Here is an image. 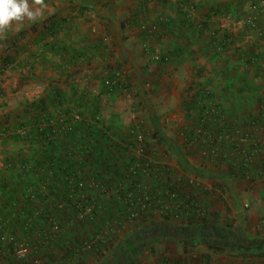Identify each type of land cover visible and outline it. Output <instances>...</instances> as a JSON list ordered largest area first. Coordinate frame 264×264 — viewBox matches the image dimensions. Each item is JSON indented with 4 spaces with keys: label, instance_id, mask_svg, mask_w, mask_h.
<instances>
[{
    "label": "rangeland",
    "instance_id": "374dc122",
    "mask_svg": "<svg viewBox=\"0 0 264 264\" xmlns=\"http://www.w3.org/2000/svg\"><path fill=\"white\" fill-rule=\"evenodd\" d=\"M185 2L97 0L79 7L68 0H44L47 7L35 20L13 23L0 34V167L5 159H12L20 152H30L15 135L30 128L43 108L50 113H65L84 107L85 110L80 111L85 121L94 123L99 118L101 125L105 122L112 128L109 137L99 145L106 159L96 161L88 156L82 167L84 172L97 171L103 179H109L111 174L105 171L106 163L115 164L120 160L126 165L140 155L134 149H142L144 144L136 146L134 143L130 150L125 147L135 133H140L144 135L145 150L151 154L143 156L161 169L157 174L149 171L150 186L158 188L157 192L166 199L167 191L162 185L164 177L168 179L171 171L172 179L177 182L172 181V184L178 185L181 194L189 193L206 215L216 214L213 219L216 223L205 229L194 223L186 225L181 218L175 220L176 223L163 222L158 210H152L154 218L149 217L150 212L146 213L144 225L142 219L125 218L121 223L111 220L107 229L103 225L104 214L97 213L89 221L82 218L80 210L69 222H66L67 217L60 221L62 227L57 235L62 241L49 247L43 256L34 252L37 249L34 244L36 231L25 237L14 222L18 225L15 226L17 243H25L30 249V255L25 259L28 262L36 257L40 264H101L99 261L103 257L93 249L91 252L82 249L81 257L66 258V249L70 247L67 241L79 242L80 246L93 242L101 232L109 236V243L102 245L107 251L105 256H109L104 258L105 264H264V174L259 179L255 173L251 180L220 174L224 163L208 159L202 145H186V141H182V136L190 140L189 136L200 126L199 112L203 102L210 104L197 100L195 92L201 86L208 91L210 101L221 108L220 126L243 131L249 127L246 125L248 117L258 114L257 97L264 93V13L258 14L255 24L246 28L243 18L235 20L234 17L255 14L253 0H244L242 4L237 0ZM181 3L184 5L180 7ZM212 5L223 10L214 14ZM226 5L230 7L228 10ZM191 7L195 10L192 18L188 17ZM226 11L233 14L232 17ZM135 13L144 20L131 25L128 19ZM54 17H68L69 20L60 24V29L52 35L44 29L47 21ZM155 17H161L165 26L157 28L155 37H143L140 24L149 27ZM104 24L108 26L107 35L102 34ZM40 28L43 41L36 43ZM226 29L233 36L227 47L220 49L216 43ZM102 36H106L104 42L111 37L105 50ZM136 39L140 40L134 43ZM56 40H63L66 57L75 50L83 54L85 63L75 65L65 74L55 72L52 66L62 57L52 49ZM146 46L158 56L167 55L168 62L161 66L155 60L150 61L152 54L145 55L142 51ZM250 49L259 55L258 64L246 65L245 58H239V53L248 56ZM40 53L44 62L39 60ZM29 67L34 69L32 75L28 73ZM87 71L97 75L96 82L91 86L74 87L79 86L77 77L87 75ZM112 71L121 73L122 78L116 82L119 87L110 91L104 81ZM101 72L108 73L99 77ZM70 80H76V83H70ZM179 154H184V159H180ZM195 168L201 172L197 173ZM222 174L230 177L227 182L222 181ZM139 175L147 177L142 172ZM189 178L196 179L199 186L187 185ZM31 184V181L28 186L21 184L18 193L29 188L35 191L36 184ZM35 198L31 213L36 211V203L42 207ZM2 199L5 194L0 191V203ZM50 199H44V204L49 207ZM70 222L75 227L74 237L67 234L68 228L64 226ZM217 227L220 230L215 232ZM43 228L46 235H53L45 221ZM3 237L5 243L10 241L6 233ZM127 246L132 252L121 255ZM7 259V255L0 252V264H8Z\"/></svg>",
    "mask_w": 264,
    "mask_h": 264
},
{
    "label": "trees",
    "instance_id": "16d2710c",
    "mask_svg": "<svg viewBox=\"0 0 264 264\" xmlns=\"http://www.w3.org/2000/svg\"><path fill=\"white\" fill-rule=\"evenodd\" d=\"M78 1L86 3L87 5L89 0H74V2ZM92 1L95 2L97 0ZM181 1L186 3L185 0ZM237 1L241 4L244 2V0ZM184 3H181V5L179 4V6H183ZM195 6L196 5H193V7L197 9ZM252 6L256 10L255 14L246 13L242 17H234L235 20L243 18L244 20L242 23L246 28L255 24V18L258 14L264 13V0H253ZM229 8L230 7L228 5L227 10ZM142 10L144 11L145 8ZM179 10L181 11V9ZM222 10L223 9H221V7L212 9L214 14L217 11ZM226 13L230 12L226 11ZM232 15L233 14L230 13L229 16L232 17ZM161 19L155 18L153 23L158 28L164 27L166 24V22L162 21ZM250 19L251 21L247 22ZM131 21H133V23H139L136 13L132 16ZM63 22L64 19H50L47 21L48 24L45 25L44 30L48 31L52 35H55V32L60 29V24H63ZM140 25L142 26L141 34L143 37H155L154 35L156 33L149 32V28L146 26L144 27L142 23ZM66 28L67 29L65 30L68 31L70 27ZM40 31H42V29L38 30L37 35L40 36L36 38V43L43 41ZM232 36L233 35H231L229 30L226 29L222 31L221 35L219 36L220 40H218L216 46H218L220 49L226 48V45H228L227 42H229ZM100 38L103 41V38ZM63 45H65L63 44V40H56L55 44H52V49L62 56L59 63L52 66L55 72L58 74L63 72L65 74V72L67 73L69 69L74 68L75 65L78 66L85 63L83 54L75 50H73V54H69L66 57V55H64L65 52L63 50ZM149 50L153 55V50L151 48ZM147 52L148 51L144 53L147 54ZM248 54L249 55L247 56L246 53H239V58H245L244 62L246 65L258 64L260 60L259 55H257L253 49H250V53ZM38 57L41 62L45 61L42 53L38 54ZM5 60L8 61V59ZM150 61H152V59H150ZM155 62L157 65H164L162 63L168 62V56L161 55L158 60H155ZM33 71L34 69H30L29 67V75H32ZM115 78V73L113 71L111 73L109 72L107 79H112V81H114L113 79ZM117 87H119V85L114 81L109 86V90L112 91ZM195 94L197 100L201 102L205 100L209 101L210 103L206 104L203 102L204 104L201 107V111L199 112L201 116L199 124L204 128L208 127L210 130L215 129L214 131H216L217 134L223 130H228L226 125L220 126L222 119L220 118L219 113L220 107L215 106L214 103L210 101L209 93L206 88L204 86L199 87ZM263 95L257 97L259 110L262 111H264ZM80 109L85 110L84 107ZM80 109L79 111H76L80 116V121L72 124L71 126L68 120H63V122H60L56 119V117L59 115L67 116L71 112L67 111L65 113H50L45 111L43 108L37 114L35 122L30 128L24 129L18 136L15 135V138L20 139V142L30 152L28 154L20 152L12 159H5L0 167V191L1 193L5 194V199H2L0 203V252L4 255H7L8 264H17L18 261H21L22 264H30L27 260L24 258H18L15 254V248H17L18 245L15 239V233L17 230V228L15 229V226H20L18 230L25 237L36 231V242L34 244L36 245L37 249H35L34 252L36 255L39 254L43 256V254H47L49 247L54 246L56 243L62 241V238L57 235L61 231L60 229L62 227L60 221L66 219L65 217H67L66 222H69L68 220L75 218L77 212L80 211L81 208L83 210L84 206L88 207L90 212L84 215L81 213L82 218L91 221L95 218L97 213H99V215L104 214L106 216V221L103 222V225L107 229L108 223L111 220H116L121 223V220H124L125 218H137L142 219L141 223H145L146 220H144V218L148 216L146 213L150 212L149 217L154 218L152 210H158L163 222L172 221L176 223L175 220L181 218L184 220V222H186V225L194 223L197 224V226H201L202 229L208 228L209 225L212 226L211 224L216 223L213 220L216 214H212V216L210 215L211 218L208 214L206 215L205 212L201 214V210L198 209L194 204L196 203V200L193 199L189 193L185 194L183 192L184 194H181V189L179 191V188H175L172 184H169V180L167 178H164L162 185L167 191L166 199H164L157 192V190H159L158 188L147 186L145 183H143L142 178L139 177L140 172L136 171L134 174H131L130 168H133L132 166L138 162L137 160L134 161L130 159L129 162L127 164L125 163L126 165L123 167H120L117 163H106L105 171L111 174L109 179H103L104 177L102 178V176L97 171L96 173L84 172V168L82 167L85 166L88 156L94 160L96 159V161L98 159H106V154L104 150L99 149V145L102 144L103 140L109 137V132L112 128L105 122L101 125L99 118L97 117V121L94 123L85 121L84 114L82 115V110L80 111ZM254 119L255 116L250 115L246 125L250 126L253 124L256 121ZM216 133L214 136L217 135ZM193 136L194 135H190L189 138L193 139ZM124 138L125 137H119L121 140ZM131 138L132 141H128V143L125 144V147H127L129 150L134 146L132 144H134L136 140V137L134 138V136ZM125 140H127V138ZM145 145L146 142L143 146ZM236 145L237 144L235 140L225 143V146H228V149H235ZM114 146L113 148H115ZM225 153L229 155L228 159H226L228 160L226 171L228 176L242 178L246 177L245 172L248 174H255L253 167L245 169L241 162H238L239 167L234 165L238 157L230 161V153L228 150H226ZM142 154L151 155L150 152L146 150L142 152ZM183 155L179 154L180 159H183ZM216 160L220 163H223V159L217 158ZM262 166L264 168V162L262 163ZM153 167L150 169V171L157 174L158 169L156 170ZM232 167H235L236 169L231 170ZM224 171L225 170L219 171L218 173H225ZM126 176L128 178H126ZM30 181L32 182L30 186L36 184V190L34 191L32 188H29L28 191L18 193L20 188L19 186H21V184L29 185ZM79 181L83 182V187L78 186L77 183ZM94 185H97V187ZM19 195L22 200H20ZM35 195L36 198L34 197ZM47 197L51 198L50 207L44 204V199H47ZM34 198L35 200H38L40 204H42V207L39 205L37 206L36 203V211L31 213L33 208L32 200H34ZM61 203L64 205L62 206ZM98 209L99 211H97ZM154 213H157V211H154ZM104 215L101 216L102 219ZM53 219L57 220V225L59 228V231L56 233V237L46 235L44 233L45 229L43 228V223L45 221L48 224V229L51 230L49 223ZM14 222H16L18 225H14ZM184 222L181 223L185 224ZM143 225H140L139 227H143ZM64 226L68 228L67 234H72V237H74L75 235L73 232L75 227H73V223L70 222ZM145 229L146 227H144V230ZM216 229H214V231L216 230L215 232L220 230L219 227ZM5 233L10 236V241L8 243H5V240L3 241V235H5ZM67 243L70 247L66 249V258L72 259L77 255L80 257L82 256V248L85 243L80 246L79 242L72 243L71 241L70 243L67 241ZM86 243L90 244V248L91 250L93 249L94 253H99L103 257L99 263L105 264V259L109 256H105L107 251L103 250L105 247H102V245L104 243L106 245L109 243V236L103 235L100 232L93 242L89 241ZM127 247H125L127 250L122 249L121 255H128L132 252V250L129 249V246Z\"/></svg>",
    "mask_w": 264,
    "mask_h": 264
},
{
    "label": "built area",
    "instance_id": "2783aa9c",
    "mask_svg": "<svg viewBox=\"0 0 264 264\" xmlns=\"http://www.w3.org/2000/svg\"><path fill=\"white\" fill-rule=\"evenodd\" d=\"M188 17L192 18L195 15V10L193 7H191V9L188 11ZM161 19V18H160ZM162 20V19H161ZM250 20H248L247 22H250ZM148 31L151 33H156L157 32V26H155L154 24L148 27ZM104 40L106 41V39L104 38ZM149 47H142V51L147 52L146 55L151 56V51L148 49ZM160 58V56L157 55V53H154L150 59L154 60H158ZM165 64V63H162ZM162 66V65H161ZM115 73V79H113L115 82H117L119 79L122 78V75L120 77V74L117 71H113ZM114 81L106 79L104 81V83L108 86H110ZM66 117V118H65ZM57 120H59L60 122H63V120H68L69 124L72 126V124H75L77 122L80 121V116L78 115L77 112L73 111L71 113H69L67 116L64 115H59L56 117ZM256 120L253 124H251L248 128L242 130H238L235 128H228V130H223L220 133H216V131L210 130L208 129V127H202L201 125L197 128V130L192 134L193 139L191 138L190 140L185 136H182V141L185 142L184 144L189 145V144H196V145H202V149L203 152H205V154L207 155L208 159L211 160H216L217 158H219V156L221 157V159H223V163L224 160L226 162V164H228V157L229 155L227 153H225L226 150H228V152L230 153V161H232V159H235L238 157V159L235 161V164L237 167H239L238 162L243 165V167L245 169L247 168H251L253 167L255 169L256 164L258 162H260V174H264V168L262 166V163L264 162V111H260L256 116L255 119ZM215 132L217 135H215ZM136 137V140L134 143H136V146H141L144 144V135L140 134V133H135L134 138ZM235 140L236 141V148L235 149H228V146H225V143H229L230 141ZM135 148V147H134ZM220 149L224 150L223 152H220ZM136 151L137 154H142V152L145 151L144 146L139 147L138 149L135 148L134 149ZM147 151V150H146ZM133 168H130V172L131 174H134L136 171L137 172H142L143 174L147 175L148 172L150 171V169H152L153 165L151 160L148 158L146 160L137 162L134 166H132ZM227 167V165H226ZM241 167V166H240ZM154 169H158V172H160V168H158L156 165H154L153 167ZM235 167H232L231 170H235ZM215 172V171H213ZM252 173V172H251ZM259 173L257 174L259 176ZM246 177L247 179H252L253 178V174H248L246 173ZM140 176V175H139ZM126 178H128L126 176ZM141 178V177H140ZM126 180V179H125ZM124 182V181H123ZM186 183L187 185L190 186H199V183L196 179L193 178H189L186 179ZM79 187H83V182L79 181L78 183ZM98 185V184H97ZM97 185H94L95 187H97ZM197 201L195 204V206L200 209L197 205ZM82 210V208H81ZM201 210V209H200ZM90 210L88 207L83 208L82 210V214H87L89 213ZM204 211L201 210V214ZM50 227H51V234L52 237L54 235H56L57 231H59L57 222L52 220L50 221ZM83 250L86 251H90V244L85 243L83 245ZM15 254L18 258H24L26 259L29 255H30V249L28 247L27 244L25 243H19L17 245V248H15ZM30 264H40V260L37 259L36 257H34L31 261L29 260ZM48 264V263H46Z\"/></svg>",
    "mask_w": 264,
    "mask_h": 264
},
{
    "label": "clouds",
    "instance_id": "9594fccd",
    "mask_svg": "<svg viewBox=\"0 0 264 264\" xmlns=\"http://www.w3.org/2000/svg\"><path fill=\"white\" fill-rule=\"evenodd\" d=\"M45 7L44 0H31V3L29 0H0V34L6 32L13 23L35 20Z\"/></svg>",
    "mask_w": 264,
    "mask_h": 264
},
{
    "label": "crops",
    "instance_id": "0c3cea01",
    "mask_svg": "<svg viewBox=\"0 0 264 264\" xmlns=\"http://www.w3.org/2000/svg\"><path fill=\"white\" fill-rule=\"evenodd\" d=\"M69 2H74V0H68ZM89 2L91 3V4H94V1H92V0H89L88 1V4L86 5V3H83V2H81V1H78V2H76L77 4H79V7L80 6H88L89 5ZM93 6V5H92ZM213 6V8L212 9H217L216 7H215V5H212ZM145 11V10H144ZM70 15V13H68V16ZM134 14H132V16H133ZM204 18H205V16H204ZM64 19V21H68L69 19H68V17L67 18H63ZM131 19H132V17H130V19H128V21H129V24H134L133 23V21H131ZM137 19H143L141 16H137ZM52 20H62V19H59V17H54V18H52ZM144 20V19H143ZM80 21L78 20V23H79ZM62 25V24H61ZM80 25V24H79ZM61 27V26H60ZM68 27H70V26H68ZM107 25H105L104 24V26H103V30H104V32L102 33L103 35H107L109 32H108V30H106L107 29ZM65 28V27H64ZM80 28H81V25H80ZM41 29V28H40ZM65 29H67V28H65ZM124 31V30H123ZM41 33H42V31H40ZM56 33V32H55ZM118 33L121 35V31L120 30H118ZM65 34V33H64ZM124 34V33H123ZM38 36H40V35H38ZM37 38V37H36ZM102 38H103V40H104V38L106 39V36H102ZM108 39L109 40H107V42H104V44H103V49L105 50V48H104V46L105 45H107V43H109L110 42V39H111V37L109 36L108 37ZM139 40L140 39H136L135 41H134V43H136V42H139ZM146 72V70L144 71V73ZM108 73V72H107ZM107 73L106 72H101L100 73V75H99V77L100 76H103L104 77V75H107ZM75 78V77H74ZM97 75L95 74V73H92V72H88L87 71V75H83V76H78L77 77V82H79V86H77V85H75L74 87H81V85H83V87H85L86 85H88V86H91V85H93L95 82H96V80H97ZM76 80H70V83H73V84H75L76 83ZM130 83H131V81H130ZM134 86L136 87V89H139V86L137 85V84H135L134 83ZM140 92H143L141 89H140ZM81 94H83V95H85V93L84 92H82ZM80 93L78 94V95H81ZM133 153H135L134 152V150H133ZM183 153V152H182ZM135 155H136V153H135ZM149 156V155H148ZM137 158L134 160V161H138V162H140V161H143V160H146V159H148L147 158V156L146 157H144L143 156V154H140L139 156H136ZM183 158V157H182ZM184 159V158H183ZM120 161V160H119ZM118 161V163L117 164H119V166L120 167H123L124 166V163H122L123 161H121V162H119ZM226 162L224 161V164H222L221 165V167H222V169L223 170H225L224 172L226 173V175H227V167H226ZM123 170V169H122ZM166 170V169H165ZM195 170H196V172L198 173V172H201V170H197V168H195ZM255 173L256 174H258L259 173V171H260V162H258L257 164H256V167H255ZM208 173H210L208 170H206ZM148 172V174H149V171H147ZM206 172V173H207ZM211 173H214V172H211ZM210 173V174H211ZM148 174H147V177H143L142 178V181H143V183H145V184H147V183H149L150 182V177L148 176ZM144 175V174H143ZM223 176H222V179H224V180H222V181H224V182H227L228 180H229V178L230 177H228V176H225V174H222ZM262 176V174H260L259 173V179H260V177ZM172 177H173V175H172V173H171V171H169V180L171 181V184H172V181H174L173 179H172ZM202 177H204L205 178V176H202ZM164 178H166V177H164ZM182 179V178H181ZM180 179V180H181ZM179 180V181H180ZM174 182H176V181H174ZM177 183V182H176ZM151 184L149 183V185L148 186H150ZM174 187H177L178 188V185L177 184H172ZM177 185V186H176ZM193 198V197H192Z\"/></svg>",
    "mask_w": 264,
    "mask_h": 264
}]
</instances>
